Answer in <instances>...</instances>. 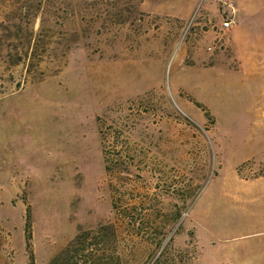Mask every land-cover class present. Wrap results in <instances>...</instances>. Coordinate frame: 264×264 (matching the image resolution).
<instances>
[{
	"label": "rangeland",
	"instance_id": "obj_1",
	"mask_svg": "<svg viewBox=\"0 0 264 264\" xmlns=\"http://www.w3.org/2000/svg\"><path fill=\"white\" fill-rule=\"evenodd\" d=\"M252 1L236 33L237 0H0V264L101 226L104 264H264Z\"/></svg>",
	"mask_w": 264,
	"mask_h": 264
},
{
	"label": "trees",
	"instance_id": "obj_2",
	"mask_svg": "<svg viewBox=\"0 0 264 264\" xmlns=\"http://www.w3.org/2000/svg\"><path fill=\"white\" fill-rule=\"evenodd\" d=\"M198 106L203 109L208 116L210 115V112H208L202 105ZM31 228V217L30 214H28L26 225L28 247H30V241L32 239ZM108 230L109 227L101 226L97 230H90L78 234L75 240L53 259L51 264H104L103 261L106 258L99 254V252L102 250L99 251L97 249L98 243H92V241L89 244L90 247L86 248V246L88 244V239L90 237H95V234H101L103 237L108 238V236L106 235V233H108ZM81 245L82 248H80Z\"/></svg>",
	"mask_w": 264,
	"mask_h": 264
},
{
	"label": "crops",
	"instance_id": "obj_3",
	"mask_svg": "<svg viewBox=\"0 0 264 264\" xmlns=\"http://www.w3.org/2000/svg\"><path fill=\"white\" fill-rule=\"evenodd\" d=\"M237 1H238V6L236 7V18L240 15L242 19L243 18L245 19L246 16L248 14H250V12H249L250 10H251V15L255 13V11H256L255 8H257V5L252 0H251V3L248 2V0H237ZM211 7H212V4H211ZM240 27H241L240 22H238V24L236 26V30H235L236 33L240 30ZM254 49H255V47L252 46V44H251V53H253L252 51H254ZM253 62H254V59L251 56V63H253ZM255 159H257V158H255ZM262 180H264V176H262V177H260L258 179H255L253 181H251V183H256L257 181H262ZM238 258H240V257H238ZM245 259L246 260H250V257L245 258L244 256H242V259H241L243 261L242 264H247V262L244 261ZM198 262H199V258H197L195 260V263L194 264H197Z\"/></svg>",
	"mask_w": 264,
	"mask_h": 264
},
{
	"label": "built area",
	"instance_id": "obj_4",
	"mask_svg": "<svg viewBox=\"0 0 264 264\" xmlns=\"http://www.w3.org/2000/svg\"><path fill=\"white\" fill-rule=\"evenodd\" d=\"M230 12L226 14V16L223 18L222 25H221V30L223 32L225 31H230L233 29L237 24V19H236V8L233 3L229 5Z\"/></svg>",
	"mask_w": 264,
	"mask_h": 264
}]
</instances>
